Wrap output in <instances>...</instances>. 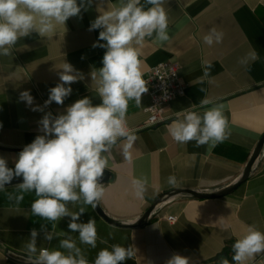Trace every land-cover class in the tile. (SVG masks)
<instances>
[{
    "label": "crops",
    "instance_id": "1",
    "mask_svg": "<svg viewBox=\"0 0 264 264\" xmlns=\"http://www.w3.org/2000/svg\"><path fill=\"white\" fill-rule=\"evenodd\" d=\"M117 2L110 0V4ZM141 4L146 9L151 7L146 0ZM107 6L108 0H92L87 11L82 10V19L69 18L50 36L40 37L33 32L17 41L12 55L0 56V156L7 159L9 167H14L24 146L43 134L38 121L46 112L62 114L86 96L93 105L101 103L90 73L103 66L106 49L93 48L100 29H88L100 14L98 7L107 10ZM163 6L170 39L161 43L155 33L145 38L144 45L138 46L141 71L145 74L166 60L175 62L185 90L166 106L167 119L150 127L141 128L149 97L142 94L141 105L135 100L128 103L127 125L137 140L130 150V160L121 154L122 143L111 150L105 169L110 180L103 183L105 195L98 203L105 215L123 224L136 221L162 193L176 189L215 192L232 184L243 173L264 134V0H165ZM212 28L223 33V40L209 46L203 37ZM252 51L257 58L242 64L241 59ZM64 61L79 70L84 79L71 85L72 93L63 105L53 102L40 112L19 100L20 92L30 90L34 105L42 106L49 89L60 82L58 73ZM208 64L212 66L209 76L201 79ZM203 99L212 103L201 107ZM215 104L224 105L231 133L226 140L209 150L208 145L196 147L195 141L180 144L172 139L167 129L178 118L177 112L195 105L192 110L202 115ZM169 176H175V186L168 183ZM143 178L147 179L146 191L143 199H138L133 181ZM16 185L0 192V264H29L25 245L30 231H39L41 224H47L54 239L45 240L41 232L38 250L48 248L67 254V250L59 248V241L71 235L89 264H94L101 249L111 250L114 244L134 249L135 254L123 264H166L174 253L187 257L189 264H219L222 257L234 264L232 245L246 234L247 227L254 225L264 233V150L247 180L229 194L216 198L176 195L157 205L140 226L112 224L91 205L69 203L67 207L72 212L84 207L82 222L90 217L95 220L96 248L82 244L78 233H68L70 218L49 222L33 216L34 193L24 194L19 204L8 200L6 192L16 194ZM163 216H174L176 220L170 223ZM8 251L23 258L7 257ZM245 264H264V254Z\"/></svg>",
    "mask_w": 264,
    "mask_h": 264
},
{
    "label": "clouds",
    "instance_id": "2",
    "mask_svg": "<svg viewBox=\"0 0 264 264\" xmlns=\"http://www.w3.org/2000/svg\"><path fill=\"white\" fill-rule=\"evenodd\" d=\"M91 3L92 0H79V3L78 0H0V56L12 55L17 41L33 32L40 37L50 36L58 25L65 26L69 18L82 19V10L87 11ZM146 3L151 7L146 9L141 0H118L115 4L108 0L107 10L98 7L100 14L90 22L89 31L100 29L93 48L106 49L103 66L90 73L92 81L97 84L101 103L93 105L86 96L69 105L62 114L46 112L38 121L39 131L43 134L24 146L14 167H9L7 159L0 156V192H5L6 185L14 178L22 177V182L16 185L17 193L6 192L7 199L19 204L24 194L34 193L36 199L31 203L33 216L49 222L70 218L68 233H78L80 242L92 248H96L98 238L95 220L90 217L87 222H82L84 207L79 212H72L67 205L81 203L95 208L104 198L105 189L100 180L114 147L122 143L123 158L131 159L130 150L137 136L127 125L128 103L135 100L137 105H141L142 94L148 91L142 78L139 47L144 45L146 37H153L154 33L155 39L161 43L170 39L168 15L163 6L165 0H146ZM203 40L209 46L221 43L223 33L212 28ZM256 58L257 53L252 51L240 62L246 64L249 59ZM211 67V64L205 67L201 79L209 76ZM60 69V82L49 89L48 99L42 106L34 105L30 90L20 92L19 100L32 111L40 112L53 102L63 105L72 93L71 85L83 80L84 76L66 61ZM211 103L209 99H203L200 106ZM194 107L177 112L178 118L169 124L167 131L177 143L195 141L196 147L208 145L211 150L231 134L223 113L224 105L215 104L202 115L193 111ZM176 182L175 176L168 177L170 185L175 186ZM146 184V178L133 181L134 194L138 199H143ZM41 232L45 240L54 239L47 224H41L39 231L33 228L25 245L29 264H89L71 235L59 241V248L67 250V254L48 248L38 250L37 238ZM232 252L234 264H245L256 255L264 254V233L254 225L248 226L246 234L232 245ZM134 254L132 246L125 248L114 244L111 250L101 249L94 264H123ZM166 264H189V259L174 253ZM219 264L230 262L222 257Z\"/></svg>",
    "mask_w": 264,
    "mask_h": 264
},
{
    "label": "built area",
    "instance_id": "3",
    "mask_svg": "<svg viewBox=\"0 0 264 264\" xmlns=\"http://www.w3.org/2000/svg\"><path fill=\"white\" fill-rule=\"evenodd\" d=\"M148 88L145 92L149 97V104L145 108L147 117L141 128L150 127L162 123L167 119L165 108L170 101L182 96L185 90V83L179 76V66L175 62L166 60L151 67L142 77ZM170 223L175 222L174 216H163ZM7 257L21 260L22 255L8 251Z\"/></svg>",
    "mask_w": 264,
    "mask_h": 264
},
{
    "label": "water",
    "instance_id": "4",
    "mask_svg": "<svg viewBox=\"0 0 264 264\" xmlns=\"http://www.w3.org/2000/svg\"><path fill=\"white\" fill-rule=\"evenodd\" d=\"M262 150H264V134L261 135L259 141L256 144V147L253 151V153L251 154L244 170L243 173L241 174V176L232 184L217 190L215 192H201L198 190H191V189H176L171 191L170 193H163L160 194L159 196H157V198L150 204V206L147 208V210L144 211V213L134 222H130L129 224H123L121 222H118L116 220H113L111 218H109L107 215H105L102 210L100 209L99 205L97 204V206L95 207L96 211L109 223L112 224H116V225H123V226H132V227H136V226H140L141 224H143L144 222L147 221L148 217L150 216V214L152 213V211L154 210V208L161 204L164 203L170 199H172L174 196L179 195V194H188L191 195L195 198H216V197H222L225 196L227 194H229L230 192H232L233 190H235L238 186H240L243 182H245L247 180V178L249 177V174L251 172L252 166L254 164V162L256 161V159L261 155ZM110 180V173L107 170H104V175L101 178L100 182L101 183H106ZM22 182V178H16L13 179V181L6 185H14V184H19Z\"/></svg>",
    "mask_w": 264,
    "mask_h": 264
},
{
    "label": "trees",
    "instance_id": "5",
    "mask_svg": "<svg viewBox=\"0 0 264 264\" xmlns=\"http://www.w3.org/2000/svg\"><path fill=\"white\" fill-rule=\"evenodd\" d=\"M171 191H169V192H166V193H170ZM163 194V193H162Z\"/></svg>",
    "mask_w": 264,
    "mask_h": 264
}]
</instances>
